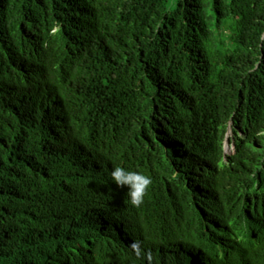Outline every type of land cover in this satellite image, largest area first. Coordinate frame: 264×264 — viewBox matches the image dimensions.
<instances>
[{
	"label": "trees",
	"instance_id": "1",
	"mask_svg": "<svg viewBox=\"0 0 264 264\" xmlns=\"http://www.w3.org/2000/svg\"><path fill=\"white\" fill-rule=\"evenodd\" d=\"M195 255L264 264V0H0V264Z\"/></svg>",
	"mask_w": 264,
	"mask_h": 264
},
{
	"label": "clouds",
	"instance_id": "2",
	"mask_svg": "<svg viewBox=\"0 0 264 264\" xmlns=\"http://www.w3.org/2000/svg\"><path fill=\"white\" fill-rule=\"evenodd\" d=\"M112 178L113 180L120 185L121 187L128 186L129 192L128 195L131 197V201L134 205L139 206L143 203L144 197L147 194L151 184L152 179L150 176H147L143 174L142 172L133 171L128 168H125L123 166H116L112 170ZM132 239V238H131ZM130 239V240H131ZM134 240L130 241L131 244ZM134 247L136 245L134 244ZM140 244L138 243L136 250H139ZM176 257V254H174L173 258ZM196 257V262H194V259ZM197 255L194 257H191L190 260H186L188 263L191 264L194 262V264H202L203 263V257H199L197 259ZM149 259H151V255L149 254ZM177 261V260H176Z\"/></svg>",
	"mask_w": 264,
	"mask_h": 264
},
{
	"label": "bare ground",
	"instance_id": "3",
	"mask_svg": "<svg viewBox=\"0 0 264 264\" xmlns=\"http://www.w3.org/2000/svg\"><path fill=\"white\" fill-rule=\"evenodd\" d=\"M230 145H231V144L228 143V148L233 147L234 144H233L232 146H230ZM233 148H235V146H234ZM226 230H227V229H226ZM229 233H230V232H229ZM136 239H137V238H136ZM131 240H132V239H131ZM216 245H217V244H216ZM135 248H136V247H134V244H133V243L131 244V242H129V249L135 251V250H136ZM91 249H92V248H89V250H87L86 252L89 254V253L91 252ZM216 249H217V246H216ZM215 251H216V250H213V252H215ZM86 252L84 253V255L86 254ZM213 252H212V253H213ZM198 256H199V255H198ZM198 258H199V257H197V259H198ZM185 259H186V257H183V260H185ZM195 260H196V257H195V259H194V262H196ZM203 260H204V258H203ZM194 262L191 263V264H194ZM200 264H201V263H200ZM202 264H206V262L203 261Z\"/></svg>",
	"mask_w": 264,
	"mask_h": 264
},
{
	"label": "rangeland",
	"instance_id": "4",
	"mask_svg": "<svg viewBox=\"0 0 264 264\" xmlns=\"http://www.w3.org/2000/svg\"><path fill=\"white\" fill-rule=\"evenodd\" d=\"M233 144H231L230 146H232Z\"/></svg>",
	"mask_w": 264,
	"mask_h": 264
},
{
	"label": "water",
	"instance_id": "5",
	"mask_svg": "<svg viewBox=\"0 0 264 264\" xmlns=\"http://www.w3.org/2000/svg\"><path fill=\"white\" fill-rule=\"evenodd\" d=\"M228 142H229V140H228Z\"/></svg>",
	"mask_w": 264,
	"mask_h": 264
}]
</instances>
